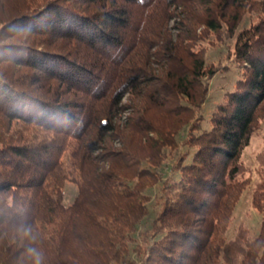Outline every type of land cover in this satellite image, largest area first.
I'll use <instances>...</instances> for the list:
<instances>
[{
    "label": "trees",
    "instance_id": "1",
    "mask_svg": "<svg viewBox=\"0 0 264 264\" xmlns=\"http://www.w3.org/2000/svg\"><path fill=\"white\" fill-rule=\"evenodd\" d=\"M245 12L256 22L236 33ZM211 33L234 38L239 76L209 128L191 124L139 264H245L258 243L252 254L264 255V236L224 239L264 116V0H0V264H31L22 227L36 231L44 264H133L144 189L177 147L152 117L200 109L218 69L200 48ZM257 161L253 207L264 215V149ZM66 182L77 187L68 206Z\"/></svg>",
    "mask_w": 264,
    "mask_h": 264
},
{
    "label": "rangeland",
    "instance_id": "2",
    "mask_svg": "<svg viewBox=\"0 0 264 264\" xmlns=\"http://www.w3.org/2000/svg\"><path fill=\"white\" fill-rule=\"evenodd\" d=\"M176 11L177 14L180 13V16L177 15V18H172L168 22L169 34L173 40L179 32L178 29L174 28L176 26L175 23H178L179 20H182L187 15L186 10L183 13L181 9ZM198 18L199 17H195L194 20L197 21ZM254 22H256V15L252 12H245L238 23L236 33H238L241 29L249 27ZM201 30L202 27H199L197 31L199 32ZM233 43L234 38H229L228 36L221 37L220 34L215 36L213 33H211L208 39L200 44L205 64H212L214 67H218V69L215 75L208 82V92L204 103L201 105L200 109L193 110L194 113L192 116L191 114L183 113L180 118H165L162 111L156 110L154 112L152 117L153 121L158 124L159 128L167 129L166 132L169 131L173 139L176 141L177 147L176 150L172 152L166 150L167 157L163 161L161 167L152 169L153 172L155 171L160 174L159 181L156 180L154 183L147 182L148 184L144 189L147 214L140 221L136 231L131 235V239L128 242V259L133 264H139L141 256H145L147 254L148 247L156 240L152 225L155 223L157 215L162 208V183L170 180V178H175L178 176V173L173 170V167L179 156L184 154L187 150L184 142L186 141L190 132L191 124H194L197 119H201L203 128L208 129L209 119L214 108L222 101L224 95L228 91L232 90L235 81L238 79V69L234 63L232 55ZM152 68L156 70L155 74L159 75L157 70L160 69V65L154 64L152 65ZM122 103L129 105L130 102L128 101L127 96L123 99ZM130 114L131 113L128 110L121 115L119 122L120 126L124 125L126 117ZM114 147H120L118 142L115 141ZM263 149L264 116L255 125L249 140V144L242 152V162L247 168V173L242 177L248 178V183L233 208L230 222L224 234L226 243H231L236 239L238 234H240L243 238L240 241L241 245L248 247L250 246V243L256 240L257 237L264 236V233H260L264 215L253 207L252 199L256 186L255 184L263 180L261 175L262 171L260 170V166L258 165L257 161V155L262 153ZM76 194L77 187L71 182H66L62 191L63 205H70L73 202ZM259 245L260 243H258V245L252 246L250 252L246 254L247 256L244 258L245 261H243L245 264H254V261L255 264L262 263V259L264 260V255L262 257L260 256L261 248H259V252L256 257L254 254H252V251H254L256 246L258 247ZM239 263L240 257H237L232 262V264Z\"/></svg>",
    "mask_w": 264,
    "mask_h": 264
},
{
    "label": "clouds",
    "instance_id": "3",
    "mask_svg": "<svg viewBox=\"0 0 264 264\" xmlns=\"http://www.w3.org/2000/svg\"><path fill=\"white\" fill-rule=\"evenodd\" d=\"M20 235L21 239L28 242L26 254L30 257L31 264H44V254L38 246L36 231L32 227H22Z\"/></svg>",
    "mask_w": 264,
    "mask_h": 264
}]
</instances>
